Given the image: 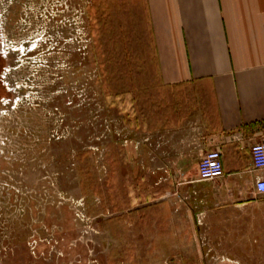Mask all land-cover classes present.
Segmentation results:
<instances>
[{"label":"rangeland","instance_id":"rangeland-1","mask_svg":"<svg viewBox=\"0 0 264 264\" xmlns=\"http://www.w3.org/2000/svg\"><path fill=\"white\" fill-rule=\"evenodd\" d=\"M2 42L14 103L0 124L25 172L34 157L37 220L35 242L6 232L3 264H220L189 245L194 196L171 195L216 182L125 158L159 78L144 1L0 0Z\"/></svg>","mask_w":264,"mask_h":264},{"label":"crops","instance_id":"crops-1","mask_svg":"<svg viewBox=\"0 0 264 264\" xmlns=\"http://www.w3.org/2000/svg\"><path fill=\"white\" fill-rule=\"evenodd\" d=\"M143 1L159 78L143 88L156 97L141 104L142 123L123 144L126 161L193 170L195 178L173 184L216 182L171 194L194 196L189 245L219 251L220 264H264V193L255 190L251 157L264 140V0ZM210 150L220 151L224 175L202 181L199 159Z\"/></svg>","mask_w":264,"mask_h":264},{"label":"flooded vegetation","instance_id":"flooded-vegetation-1","mask_svg":"<svg viewBox=\"0 0 264 264\" xmlns=\"http://www.w3.org/2000/svg\"><path fill=\"white\" fill-rule=\"evenodd\" d=\"M0 46L1 123V117L11 109L14 100L13 98H9L11 92L7 75L2 74L5 68L6 55L2 48L3 42ZM30 50L33 49L30 48ZM5 145L7 150H5ZM14 145L13 140L9 136H4L0 124V246L4 247L6 241L5 234L8 232L10 234L13 233L14 246L19 248L22 225L24 231L27 227L29 228V232H32V236L30 237L33 238L34 242L36 240V168L33 157L28 173L23 170L20 162L21 157H19L21 153L19 144H16L17 148ZM11 155H15V157L13 158ZM26 174H28V177ZM2 261L3 258H0V264H3Z\"/></svg>","mask_w":264,"mask_h":264},{"label":"built area","instance_id":"built-area-1","mask_svg":"<svg viewBox=\"0 0 264 264\" xmlns=\"http://www.w3.org/2000/svg\"><path fill=\"white\" fill-rule=\"evenodd\" d=\"M251 157L253 168L260 172L255 182V190L264 193V140L256 142L251 146ZM199 180H215L224 175L222 157L219 150H210L204 153L199 159L198 166Z\"/></svg>","mask_w":264,"mask_h":264},{"label":"trees","instance_id":"trees-1","mask_svg":"<svg viewBox=\"0 0 264 264\" xmlns=\"http://www.w3.org/2000/svg\"><path fill=\"white\" fill-rule=\"evenodd\" d=\"M136 100H137V98H136ZM124 109V108H123Z\"/></svg>","mask_w":264,"mask_h":264}]
</instances>
